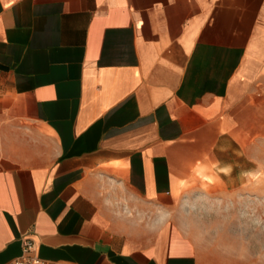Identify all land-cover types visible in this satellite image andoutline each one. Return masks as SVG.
<instances>
[{"label":"crops","instance_id":"obj_1","mask_svg":"<svg viewBox=\"0 0 264 264\" xmlns=\"http://www.w3.org/2000/svg\"><path fill=\"white\" fill-rule=\"evenodd\" d=\"M262 117L264 0H0V264H200Z\"/></svg>","mask_w":264,"mask_h":264},{"label":"rangeland","instance_id":"obj_2","mask_svg":"<svg viewBox=\"0 0 264 264\" xmlns=\"http://www.w3.org/2000/svg\"><path fill=\"white\" fill-rule=\"evenodd\" d=\"M254 143L240 156V194H198L183 212L200 264H264V131Z\"/></svg>","mask_w":264,"mask_h":264},{"label":"built area","instance_id":"obj_3","mask_svg":"<svg viewBox=\"0 0 264 264\" xmlns=\"http://www.w3.org/2000/svg\"><path fill=\"white\" fill-rule=\"evenodd\" d=\"M10 264H64L62 262L47 261L39 258L36 254L35 243L28 238L22 240V255Z\"/></svg>","mask_w":264,"mask_h":264}]
</instances>
